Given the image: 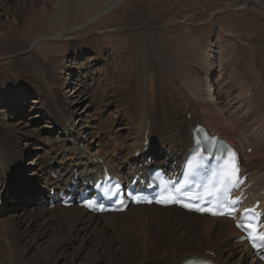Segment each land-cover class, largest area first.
<instances>
[{"label": "bare ground", "instance_id": "obj_1", "mask_svg": "<svg viewBox=\"0 0 264 264\" xmlns=\"http://www.w3.org/2000/svg\"><path fill=\"white\" fill-rule=\"evenodd\" d=\"M50 1L55 3L54 0ZM220 1L222 3L220 5L224 6L229 1L237 0ZM118 2L108 5L103 12L111 11ZM31 3L40 4V0H31ZM157 25L149 19H132V25L128 30L136 57V85L132 83V80L126 81L123 94L124 97L132 93L147 94L148 99L137 119V131L130 145L133 148L126 158H122L118 153L112 161L106 158V153L100 157L93 155L88 147L80 146L78 140L82 138V133L73 132L74 118L78 112L71 110L72 105H83L86 100L82 98L85 101L74 100L72 104L66 103L62 96L55 97L35 79L30 80L31 76L28 73L41 74L42 65L40 66L38 62L33 46L32 48L24 46L19 50L14 62L17 66L27 67L24 68L27 74L22 76L24 78L27 76L29 79L26 80L27 86L24 87L29 90H24L18 95L22 98L29 96L34 87L36 102H30V104L35 103L29 118L30 123L25 124L26 131H22L18 138H14L4 128L6 132L3 131L0 120V197L5 196L6 189L15 188L26 178L37 183L43 196L42 193L49 191L50 187L70 195L72 187H84L102 178L105 168L116 178H130L132 181L137 175L146 177L150 169L155 166L146 162L147 154L144 153V147L149 148V155L152 157L157 156L160 150L168 156L172 155L170 159L160 160L157 163L158 166L168 165L172 168L178 164L181 165L194 146V129L202 125L212 134L219 135L236 146L240 153L242 167L248 175L249 189L246 192L248 206L254 205L257 200L264 201V73L257 65L258 62L251 59L249 61L245 57L249 68L244 69L243 74L244 97L242 95L238 98V101L244 103L245 112L243 111L244 115L240 118H232L225 113V107L219 106L216 102L214 89L210 85L215 62L207 50L204 49V53L195 56L192 51L197 46V42L192 41L193 43L182 46L179 58H176L171 46L167 48L160 41ZM220 32L231 34L226 36H234L237 39L230 26L220 27ZM162 68L170 75L165 88L161 84L154 83ZM183 74L189 79H186ZM87 75L86 73L85 76ZM0 83L5 86L9 95L16 89L12 79L6 78ZM79 83L81 85L83 81ZM79 91L74 94L77 95ZM164 91L167 95L163 94ZM250 91L251 96L248 100L246 95ZM82 93L84 92L81 91L77 97ZM226 99L228 98L221 101L222 105ZM82 101L83 103L80 104ZM35 111H38L36 115H34ZM41 117H50L53 126L66 134L73 132L74 147L69 149L64 146L66 144L64 142L62 148H56L52 155L48 154L46 158L37 157V160L42 162L40 171L32 168V171L26 173L21 162L28 146L35 141L31 139L32 136H26V134L32 131L37 132L30 125ZM44 128H47V125ZM249 148L253 149L251 155L246 153ZM60 152L68 154L64 153L62 157ZM68 156L71 161H75L72 163L66 161ZM61 169L62 172H60ZM53 173L57 175L56 179L51 178ZM44 205L46 208L35 207L24 217H17L19 219L16 220L13 217L6 221L11 225L10 229L8 228L10 230L8 239L15 252L14 260H10V264H51L58 260L59 255L74 246L82 232H90L89 238L85 239L90 242L92 239L95 243L91 245L96 253H99L95 264L101 259H107L108 264H181L189 257H200L216 264H263L251 253L246 244L224 242L227 229L223 224L227 221L232 222L227 218L197 216L175 207L160 208L154 205L130 206L125 213L103 215H93L76 206L69 209L61 207L50 210L43 202L42 207ZM59 209L67 211V214L58 211ZM137 221L139 223L134 224ZM232 224L234 225L233 222ZM37 225L39 226L38 235L33 237L31 232ZM48 230H52L49 235L52 237V242L49 245L46 244L47 247L44 248L40 258L30 263L31 249L46 237ZM234 232L237 236L240 235L238 230L235 229ZM221 243H226L228 246L225 247ZM166 246L171 247V252L166 251ZM242 246L248 251L240 250ZM196 247H202L200 252L202 250L204 252L198 253ZM212 253L214 260L211 258L213 256H207ZM234 255L238 257L236 260L231 259ZM75 261L76 259H71L68 262L76 264Z\"/></svg>", "mask_w": 264, "mask_h": 264}, {"label": "rangeland", "instance_id": "obj_2", "mask_svg": "<svg viewBox=\"0 0 264 264\" xmlns=\"http://www.w3.org/2000/svg\"><path fill=\"white\" fill-rule=\"evenodd\" d=\"M54 1L55 3L40 0V4H32L31 0H0V82L6 78L12 79L16 88L13 94H10L11 98L5 86L0 83V120L2 130H6L14 138H18L22 131H26L25 124L30 123L29 118L35 107V103L30 102H36V90L33 85L29 96L22 98L18 95L24 90H29L24 88L27 86L26 80L29 79L22 76L27 74V70L24 69L27 67L17 66L14 62L19 50L24 46L31 48L33 46L38 62L40 66L42 65L41 74L28 73L31 76L30 80L35 79L40 86L50 91L51 95L62 96L66 103L86 100L83 105H72L71 110L78 112L74 118L73 132L82 133V138L78 140L80 146L88 147L93 155L100 157L106 153V158L110 161L118 153L122 158H126L133 148L130 145L137 131V119L148 99L147 94L132 93L130 97H124L123 94L126 81L132 80L136 85V57L128 36L132 19H149L158 24L157 33L160 41L167 48L171 46L176 58H179L182 46L188 43L197 42L192 51L195 56H200L206 49L215 62L210 85L214 89L216 102L219 106L225 107V113L232 118H240L245 112L244 103L238 101L242 95L244 97L243 74L244 69L249 68L245 57L257 61V65L264 73V0L226 1L228 4L224 6L220 5L222 4L220 0ZM116 1H119L116 7L109 12H103L108 5ZM224 26H230L237 39L234 36H226L231 34L221 33L220 27ZM81 71L84 72L80 73ZM169 76L162 68L154 83L165 88ZM185 78L189 79L187 76ZM80 81H83L81 85ZM80 89L84 93L77 97ZM77 91L79 92L75 95ZM164 93L167 95L166 91ZM246 96L249 100L251 91ZM225 98H228L226 99L228 103L222 105ZM252 107L255 108L253 105ZM132 108L134 111H130ZM37 112L35 111L34 115ZM37 120L30 125L37 132L26 134L35 140L28 146L21 162L26 173L33 169L40 171L42 162L37 160V157L46 158L48 154L52 155L56 148H62L64 142L66 143L64 146L69 149L74 147L73 132L66 134L60 131L53 126L50 117H41ZM46 125L47 128H44ZM144 151L148 164H157L160 160L170 159L172 156L160 150L157 156L152 157L149 155L148 147H144ZM64 153L68 154L60 152L62 157ZM246 153L253 154V149L249 148ZM67 160L71 163L75 161H71L69 156ZM51 178L56 179L57 175L53 173ZM50 190L51 187L41 196L37 183L26 178L15 188L6 189L5 199L3 196L0 197V264H10L15 256L8 239L10 231L8 228L10 229L11 225L6 221L13 217L15 220L24 217L35 207L46 208L45 205L42 206L43 202L47 206ZM63 213L67 214V211ZM223 225L227 229L224 242L237 243L239 235L235 234L232 222L227 221ZM38 230L37 225L31 235L36 237ZM51 233L52 230H48L46 237L31 249L30 263L40 258L47 247L46 244L52 242V237L49 236ZM89 235L90 232L80 233L74 246L59 255L58 260L51 264H68L71 259H76V264H95L99 253L91 246L95 244L92 239L91 242L86 240ZM221 244L228 246L226 243ZM201 248L195 249L199 253ZM165 249L171 252V247L166 246ZM240 250L247 249L242 246ZM203 252L202 250L200 253ZM207 256H213L211 257L213 260L215 258L213 253ZM237 258L234 255L231 259ZM97 264L108 262L107 259H101Z\"/></svg>", "mask_w": 264, "mask_h": 264}, {"label": "snow or ice", "instance_id": "obj_3", "mask_svg": "<svg viewBox=\"0 0 264 264\" xmlns=\"http://www.w3.org/2000/svg\"><path fill=\"white\" fill-rule=\"evenodd\" d=\"M189 167L191 168V165H190ZM235 170H236V169L234 168L233 171H235ZM230 182H232V183L238 182V180H237L236 177L232 174V172L226 173V178H225L223 181H221L223 187H222L221 189H219L218 191H220V192H226V191H227V184L230 183ZM177 191H179V189H178ZM214 195H216L215 192H210V193H209V196H214ZM217 198L219 199V196H217ZM183 206H184V207H188V205H183ZM196 210H197V211H200L201 209H196ZM249 211H254V209H253V210H249ZM212 214L215 215V214H218V213L213 212ZM229 214H231V213H229ZM237 227H241V228L244 229L245 231L248 230V229L245 228L244 225H242V224H238ZM252 231H256L255 227L252 228ZM254 239H259L260 242H261V245H264V235H260V236L254 238ZM261 245H258V244H256L255 242L253 243V247H254V248H257V247H259V246H261Z\"/></svg>", "mask_w": 264, "mask_h": 264}]
</instances>
